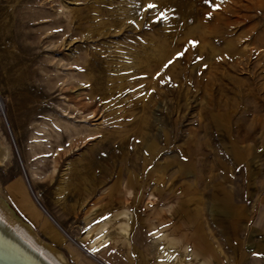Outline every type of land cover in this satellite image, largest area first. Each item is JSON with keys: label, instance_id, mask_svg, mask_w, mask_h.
<instances>
[{"label": "rangeland", "instance_id": "1", "mask_svg": "<svg viewBox=\"0 0 264 264\" xmlns=\"http://www.w3.org/2000/svg\"><path fill=\"white\" fill-rule=\"evenodd\" d=\"M0 143V196L50 245L31 190L45 208L129 167L168 186L248 157L264 208V0H0Z\"/></svg>", "mask_w": 264, "mask_h": 264}, {"label": "crops", "instance_id": "2", "mask_svg": "<svg viewBox=\"0 0 264 264\" xmlns=\"http://www.w3.org/2000/svg\"><path fill=\"white\" fill-rule=\"evenodd\" d=\"M206 160H190L168 186L129 167L87 190L60 189L59 201L45 202L60 227L46 221L47 242L71 264H264L262 169L225 158L219 175Z\"/></svg>", "mask_w": 264, "mask_h": 264}, {"label": "bare ground", "instance_id": "3", "mask_svg": "<svg viewBox=\"0 0 264 264\" xmlns=\"http://www.w3.org/2000/svg\"><path fill=\"white\" fill-rule=\"evenodd\" d=\"M10 154V146L0 143V162L6 160ZM15 193L21 200L22 194L19 190L16 189ZM31 193L35 208L45 212L32 190ZM45 214L47 215L46 212ZM22 221L0 196V264H69L58 249L42 241Z\"/></svg>", "mask_w": 264, "mask_h": 264}, {"label": "water", "instance_id": "4", "mask_svg": "<svg viewBox=\"0 0 264 264\" xmlns=\"http://www.w3.org/2000/svg\"><path fill=\"white\" fill-rule=\"evenodd\" d=\"M11 139H12V136H11ZM13 145H14V143H13ZM15 146V145H14ZM15 150H16V153H17V156H18V159H19V162H20V165H21V167H22V170H23V173H24V175H25V178H26V181H27V176H26V173H25V170H24V168H23V166H22V163H21V160H20V156H19V154H18V152H17V149H16V147H15ZM44 211L46 212V210L44 209ZM47 213V212H46ZM47 215H48V217H50V219L57 225V223L53 220V218L47 213ZM58 226V225H57ZM59 227V226H58ZM60 228V227H59Z\"/></svg>", "mask_w": 264, "mask_h": 264}, {"label": "snow or ice", "instance_id": "5", "mask_svg": "<svg viewBox=\"0 0 264 264\" xmlns=\"http://www.w3.org/2000/svg\"><path fill=\"white\" fill-rule=\"evenodd\" d=\"M148 7H149V8H152V7H154V5L149 4ZM178 55H182V54H178ZM169 63H171V61H170ZM165 67H167V65H165Z\"/></svg>", "mask_w": 264, "mask_h": 264}, {"label": "built area", "instance_id": "6", "mask_svg": "<svg viewBox=\"0 0 264 264\" xmlns=\"http://www.w3.org/2000/svg\"><path fill=\"white\" fill-rule=\"evenodd\" d=\"M12 140H13V138H12ZM13 143H14V140H13ZM14 145H15V143H14ZM16 147V146H15Z\"/></svg>", "mask_w": 264, "mask_h": 264}]
</instances>
